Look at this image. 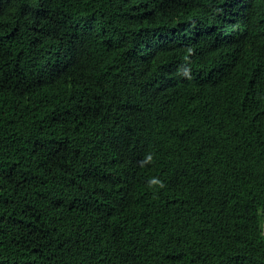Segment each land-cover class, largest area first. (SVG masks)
Listing matches in <instances>:
<instances>
[{"label": "trees", "instance_id": "1", "mask_svg": "<svg viewBox=\"0 0 264 264\" xmlns=\"http://www.w3.org/2000/svg\"><path fill=\"white\" fill-rule=\"evenodd\" d=\"M0 264H264V0H0Z\"/></svg>", "mask_w": 264, "mask_h": 264}, {"label": "clouds", "instance_id": "2", "mask_svg": "<svg viewBox=\"0 0 264 264\" xmlns=\"http://www.w3.org/2000/svg\"><path fill=\"white\" fill-rule=\"evenodd\" d=\"M148 159L150 160L151 157L149 156ZM150 184H152V185L159 184L160 187H163L164 186L162 182H160V181H158L156 179H153L152 181H150Z\"/></svg>", "mask_w": 264, "mask_h": 264}]
</instances>
